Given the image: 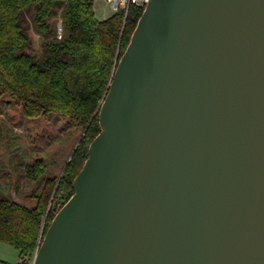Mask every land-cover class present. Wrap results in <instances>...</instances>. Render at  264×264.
Listing matches in <instances>:
<instances>
[{"label": "water", "instance_id": "obj_1", "mask_svg": "<svg viewBox=\"0 0 264 264\" xmlns=\"http://www.w3.org/2000/svg\"><path fill=\"white\" fill-rule=\"evenodd\" d=\"M99 124L32 264H264V0H149Z\"/></svg>", "mask_w": 264, "mask_h": 264}, {"label": "trees", "instance_id": "obj_2", "mask_svg": "<svg viewBox=\"0 0 264 264\" xmlns=\"http://www.w3.org/2000/svg\"><path fill=\"white\" fill-rule=\"evenodd\" d=\"M143 10L132 5L127 16L119 10L99 19L93 0H0V96L8 94L29 117L56 114L85 131L61 177L42 179L43 159L26 167L41 183L34 206L0 198V241L19 251V264H32L50 221L75 191L101 130L100 107Z\"/></svg>", "mask_w": 264, "mask_h": 264}, {"label": "rangeland", "instance_id": "obj_3", "mask_svg": "<svg viewBox=\"0 0 264 264\" xmlns=\"http://www.w3.org/2000/svg\"><path fill=\"white\" fill-rule=\"evenodd\" d=\"M94 11L99 19L114 14L104 0L95 1ZM32 34L38 44V35ZM84 132L56 114L29 117L8 94L0 96V198L34 206L37 201L32 194L40 192L41 183L27 176L26 167L43 159L48 167L42 179L61 177ZM20 260L15 247L0 241V264H19Z\"/></svg>", "mask_w": 264, "mask_h": 264}, {"label": "built area", "instance_id": "obj_4", "mask_svg": "<svg viewBox=\"0 0 264 264\" xmlns=\"http://www.w3.org/2000/svg\"><path fill=\"white\" fill-rule=\"evenodd\" d=\"M96 0H93L95 3ZM108 8L117 12L119 10H124L125 16L128 15L129 9L132 5L145 7L149 0H104ZM61 30V28H60Z\"/></svg>", "mask_w": 264, "mask_h": 264}]
</instances>
